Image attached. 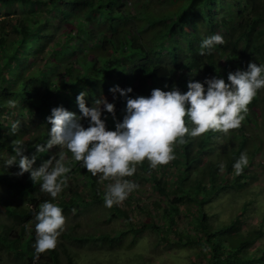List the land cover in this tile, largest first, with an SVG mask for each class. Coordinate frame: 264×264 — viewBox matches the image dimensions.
Returning a JSON list of instances; mask_svg holds the SVG:
<instances>
[{
  "label": "trees",
  "instance_id": "obj_1",
  "mask_svg": "<svg viewBox=\"0 0 264 264\" xmlns=\"http://www.w3.org/2000/svg\"><path fill=\"white\" fill-rule=\"evenodd\" d=\"M173 1L175 8L156 11L151 0H0V7L15 6L0 12V207L11 218L8 225L0 221V264L4 255L9 259L5 264H15L11 260L18 258L30 264H74L60 241L62 233L55 248L35 254L34 215L44 200L57 203L62 211L103 202L105 183L110 181H100L60 146L38 154L33 165L64 155L70 171L65 174L66 187L55 199L41 191L28 172L17 175L18 165L4 166V159L14 155L15 140L24 142L28 156L35 153L36 143L46 140L50 124L45 118L51 107L62 104L79 115L75 96L82 90L91 106L102 95L113 102L108 89L114 84L131 85L133 96L148 95L165 83L185 91L189 75L197 80L214 74L226 79L229 70L246 68L250 60L261 64L264 0H232L226 9L218 6L221 0ZM214 33L223 35L225 43L200 55L201 40ZM257 100L258 93L239 128L186 135L184 143L174 145L173 160L156 169L144 160L131 177H125L137 184L133 191L143 181L163 197L165 203L153 207L161 208L170 225L180 205L191 208L188 224H194L193 232L189 227L176 230L170 240L162 223L135 225L128 210L114 204L106 209L110 215H121L126 228L91 239L118 241L125 233L133 236L149 226L164 241L201 246L207 262L194 264H264V209L257 205L258 191L251 185L259 174L256 155L263 147V138L250 128ZM114 103L116 119H121L125 99L117 94ZM17 120L20 127L10 134L11 123ZM106 125L114 127L111 114ZM242 152L248 164L236 175L232 165ZM73 237L88 240L89 234Z\"/></svg>",
  "mask_w": 264,
  "mask_h": 264
},
{
  "label": "clouds",
  "instance_id": "obj_2",
  "mask_svg": "<svg viewBox=\"0 0 264 264\" xmlns=\"http://www.w3.org/2000/svg\"><path fill=\"white\" fill-rule=\"evenodd\" d=\"M223 35L214 33L200 42L199 53H211L217 45H223ZM189 75L186 89L177 86L153 87L148 95H129L131 85L109 87L113 102L105 96L86 103L87 91L75 96L79 115L64 105L53 106L46 122L50 124L46 140L34 145L35 153L25 155L26 146L22 140L12 144L11 155L4 159L5 167L18 165L17 175L28 172L32 182H39L40 190L55 199L66 187V173L70 169L64 163V155L53 161L48 158L34 167L36 157L53 146L69 150L72 158L100 181L110 180L106 185L103 203L111 208L122 203L137 187L125 177H131L136 165L147 160L151 169L167 164L175 158L173 147L184 143L185 136L198 137L208 131L228 133L239 128L248 105L264 89V64L250 60L246 68L238 67L223 75L205 76L203 80ZM119 97L125 99L123 116L116 119L115 103ZM14 105L15 101H10ZM111 114L114 127L106 125ZM86 125L85 126V123ZM191 124V127H189ZM20 121L10 126V134H15ZM248 164L246 153L242 152L232 165L239 175ZM223 168V164L220 165ZM35 218L34 251L38 256L56 247L57 239L65 228V216L57 203L44 200L39 205Z\"/></svg>",
  "mask_w": 264,
  "mask_h": 264
},
{
  "label": "rangeland",
  "instance_id": "obj_3",
  "mask_svg": "<svg viewBox=\"0 0 264 264\" xmlns=\"http://www.w3.org/2000/svg\"><path fill=\"white\" fill-rule=\"evenodd\" d=\"M151 1L156 3H154L156 11L176 7L174 5L176 2L173 0ZM231 2L232 0H221L217 4L219 7L221 4L225 5L226 9L230 7ZM13 8L15 6L0 7V12L4 14L6 10L10 11ZM216 15L218 14L216 13ZM204 32L206 31H201L202 34ZM261 64H264V59L261 60ZM262 95H264V89L258 90L255 123L250 128L254 135L263 138V143H261L263 147L259 154L256 155V162H259L257 164L259 174L251 182V185L258 191L257 205L264 209V98ZM110 182L112 181L108 183ZM141 182L139 189L132 191L120 203L123 205L122 208L124 210H128L135 225L140 223L146 225H151L155 222L162 223L164 226L163 232L168 235L170 240L175 238L176 230H186L189 227L192 230L191 232L194 231V224H188L191 220V208L185 204L180 205L178 214L174 212L172 214L175 223L170 225L169 219L162 213L161 208L155 209L153 207L155 203H165L163 197L147 182ZM108 183H105V186ZM25 203L23 202V204ZM107 210L108 208L106 209L103 202H94L80 206L77 211L74 208L62 211L65 216V230L62 232L60 241L65 244V249L73 258L74 264H194L199 260L202 263L207 262L205 250L201 246L196 244L181 245L172 241H164L160 239L155 229L149 226L133 236L130 233H125L118 241L102 242L99 239H91L93 235L97 234L116 235L126 228V220L121 215H110ZM256 219V216L252 217V220L256 221ZM0 221L7 225L11 223V218L1 207ZM66 233H69L70 236ZM77 234H89V239L73 237V235ZM9 236L11 237V235ZM133 252H141L142 254L132 256ZM60 256L63 260L65 259L63 253H60ZM7 261H9L8 256L4 255L2 263L5 264ZM11 262L15 264H30L21 261L19 258L11 260ZM31 264H34L33 261Z\"/></svg>",
  "mask_w": 264,
  "mask_h": 264
}]
</instances>
